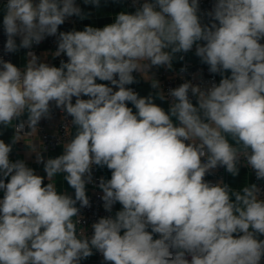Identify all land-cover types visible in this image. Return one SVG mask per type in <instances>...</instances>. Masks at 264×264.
Segmentation results:
<instances>
[{
  "label": "clouds",
  "instance_id": "obj_1",
  "mask_svg": "<svg viewBox=\"0 0 264 264\" xmlns=\"http://www.w3.org/2000/svg\"><path fill=\"white\" fill-rule=\"evenodd\" d=\"M131 7L103 27L65 32L70 18L91 16L76 0L3 3L5 53L28 51L23 67L0 57V126L16 121L17 137L0 139V264H81L94 249L105 264H264V188L205 179L218 167L236 177L243 166L264 181V0H214L207 24L199 0ZM48 37L53 58L67 57L58 67L31 51ZM194 46L219 83L185 80L165 92L150 76L156 91L146 97L126 87L138 82L133 73L171 70ZM53 102L75 133L56 157L33 149L41 176L10 153L25 128L53 119ZM93 166L111 172L97 185L105 211L122 208L84 237L74 217L91 207ZM58 174L74 198L52 182Z\"/></svg>",
  "mask_w": 264,
  "mask_h": 264
},
{
  "label": "built area",
  "instance_id": "obj_2",
  "mask_svg": "<svg viewBox=\"0 0 264 264\" xmlns=\"http://www.w3.org/2000/svg\"><path fill=\"white\" fill-rule=\"evenodd\" d=\"M1 1L5 2V0H1ZM79 1L80 0H76V3L79 4ZM213 3L214 0H199L201 21L204 24L210 22V18L204 15V13L211 10ZM127 5L130 12L134 11V9L131 7V0H127ZM77 21H78L77 17H72L68 22L74 24ZM55 39H56L55 37H48L40 45L33 46L36 50V55L40 57L42 61H43L41 54L42 49L45 48L50 50L51 52H54L57 46ZM5 41H6V36L3 31V18H2L0 20V57H2L6 61H10L13 64H15L13 60V53L6 54L4 51ZM260 42L264 43V40ZM62 59L67 61V57L64 55H62L61 57H57V60L59 62ZM184 67H186V71L180 72V69ZM159 78L163 90L167 92L169 88H175L179 86L181 83H183L185 80L191 81L193 84L203 83L204 86H208L212 80H215L216 83H219L221 77L219 75L210 74L208 71V66L205 64L184 63L182 65L173 67L171 70L162 67L159 71ZM115 90L118 89L114 88V91ZM82 98L88 99V97H82ZM190 98H192L193 101L195 100L194 97H191V94H190ZM74 100L75 98L73 99V102ZM52 108H53L52 120H46V119L41 120L35 131L25 128L24 131L21 132V134H19V136H24L28 138L38 136L40 139L42 149L47 152L54 153L56 157L63 153V151L62 153H58L57 151L58 149L63 148L64 143L72 137V130L74 126L70 122L71 119L70 117L67 118L64 113H61V111L58 108H55L54 102ZM15 124L16 122L14 123V133H15ZM248 170L250 171L251 174L252 183H256L261 188H264V181L256 180L254 172L250 169ZM100 177L101 175L99 174L97 167L93 166V182L86 185V193L90 199L91 207L81 209L82 217H74V220L75 219L81 220V223L77 225V232L78 234H83L84 237L92 235L93 230L91 229L90 226L92 223L96 222L100 217H105L108 215L113 216V213L106 212L103 207V201L100 198L103 195V193L102 190L97 186ZM205 179L213 183L223 180L225 183L228 184L227 172L223 167H218L217 169L213 170L210 174H207L205 176ZM69 195H72L74 198V189L69 193ZM2 198H3V192L0 191V199ZM260 198L264 199V195H261ZM77 206L79 207V204H77ZM154 238H159V237L158 235H156L154 236ZM93 251L94 254L91 257L87 258L86 260L81 261V264L84 263L105 264V262H103L102 255L96 252L95 249Z\"/></svg>",
  "mask_w": 264,
  "mask_h": 264
},
{
  "label": "crops",
  "instance_id": "obj_3",
  "mask_svg": "<svg viewBox=\"0 0 264 264\" xmlns=\"http://www.w3.org/2000/svg\"><path fill=\"white\" fill-rule=\"evenodd\" d=\"M3 1L0 0V20L3 18ZM85 12H90L91 16L87 19L80 20L78 18V21L76 23H72L74 26V29L76 30H83V28L86 25L93 26V27H103L106 24L112 23L114 20V15L120 11L130 12L127 0H123L122 3H113L112 0H108L107 3H105V0H101V6L99 9L93 7L92 5H85L83 3V0L79 1L78 4ZM68 22V21H67ZM17 43L19 44V38H17ZM27 49H20L18 52L13 53V60L14 63L17 66L23 67L26 62L25 53L27 52ZM36 54V50L33 47L31 49ZM42 59L44 62L49 63L50 65L59 66L60 62L57 60V58H53L52 52L48 49L43 48L41 51ZM44 54L46 57H44ZM48 54V55H47ZM183 55L184 59L180 60L179 56ZM184 63H190V64H198L201 63L200 59L195 55V46L193 47L192 51L184 54H177V58L173 61V67L182 65ZM160 68H152L149 73H145L141 75L140 73H133V75L136 77L137 83H134L132 85H128L126 87L132 88L134 91H136L139 96L146 97L149 95V93L155 94L154 89L151 88V82L149 80H145L144 78L151 79L150 76H153L155 79H157L160 82L159 78V71ZM226 75H230V72L226 73ZM221 79V78H220ZM97 83H107L105 81H96ZM156 104L163 107L166 111L168 109V102H162L158 99L154 101ZM195 104V100L193 101ZM129 107H133L130 103L128 104ZM133 111L135 112V108L133 107ZM27 116L25 115L21 119H26ZM16 121H13L11 125H9L7 129L3 128V126H0V131H2V135H0V139H3L5 143H10L12 139H16L17 137L14 135V123ZM19 122V121H17ZM51 129V128H50ZM75 133V127H73L72 130V136ZM33 149L35 152L42 153L45 158L48 157H55L54 153L47 152L42 149L40 139L38 136H34L32 138L19 136L18 142L13 146V150L10 153V160L13 162L20 159L24 160L28 167H31L35 170L36 174L45 176L44 170H43V164L36 163V157L35 152H33ZM63 148L58 149V153H62ZM97 167V166H96ZM99 174L101 177H104L106 180L111 178V172L106 168H99L97 167ZM56 183L58 191H66L68 194L73 190L70 186H68L67 182L63 180V174H58L54 181ZM227 182L228 184L239 190L241 189L246 183L251 184L252 178L250 171L248 168L241 166L239 175L236 177H233L231 174L227 172ZM47 183V180H45V184ZM234 199V197H233ZM122 206L117 203L113 207V216L115 215L116 211L121 210ZM123 234V233H121ZM86 264V263H84Z\"/></svg>",
  "mask_w": 264,
  "mask_h": 264
},
{
  "label": "water",
  "instance_id": "obj_4",
  "mask_svg": "<svg viewBox=\"0 0 264 264\" xmlns=\"http://www.w3.org/2000/svg\"><path fill=\"white\" fill-rule=\"evenodd\" d=\"M74 29V26L71 22H65L63 25L60 26L59 31H71Z\"/></svg>",
  "mask_w": 264,
  "mask_h": 264
}]
</instances>
